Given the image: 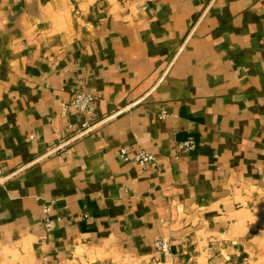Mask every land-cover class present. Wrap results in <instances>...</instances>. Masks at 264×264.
Segmentation results:
<instances>
[{"label": "crops", "instance_id": "0c3cea01", "mask_svg": "<svg viewBox=\"0 0 264 264\" xmlns=\"http://www.w3.org/2000/svg\"><path fill=\"white\" fill-rule=\"evenodd\" d=\"M0 264H264V0H0Z\"/></svg>", "mask_w": 264, "mask_h": 264}, {"label": "built area", "instance_id": "2783aa9c", "mask_svg": "<svg viewBox=\"0 0 264 264\" xmlns=\"http://www.w3.org/2000/svg\"><path fill=\"white\" fill-rule=\"evenodd\" d=\"M96 97L91 92L88 91H79L75 98L71 102L64 103V112L65 114L71 112L72 109L81 114H91L93 112L94 104ZM195 146L194 141H186L180 144V149H186L188 147ZM121 156L124 159H131L132 157L137 160V162L142 166L143 169H148L152 164H155L157 159L155 155L146 149L138 151L136 154H131L127 148L121 150ZM47 227L50 228L51 224L48 222ZM163 248L165 251L168 249V244L163 243L160 248Z\"/></svg>", "mask_w": 264, "mask_h": 264}, {"label": "rangeland", "instance_id": "374dc122", "mask_svg": "<svg viewBox=\"0 0 264 264\" xmlns=\"http://www.w3.org/2000/svg\"><path fill=\"white\" fill-rule=\"evenodd\" d=\"M63 108H64V104H63Z\"/></svg>", "mask_w": 264, "mask_h": 264}]
</instances>
